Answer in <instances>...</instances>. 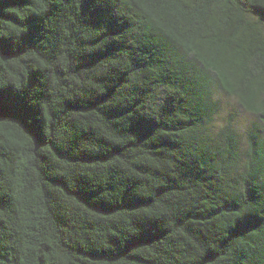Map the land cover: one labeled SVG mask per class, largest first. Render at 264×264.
<instances>
[{"label":"trees","instance_id":"1","mask_svg":"<svg viewBox=\"0 0 264 264\" xmlns=\"http://www.w3.org/2000/svg\"><path fill=\"white\" fill-rule=\"evenodd\" d=\"M0 264H264V0H0Z\"/></svg>","mask_w":264,"mask_h":264},{"label":"rangeland","instance_id":"2","mask_svg":"<svg viewBox=\"0 0 264 264\" xmlns=\"http://www.w3.org/2000/svg\"><path fill=\"white\" fill-rule=\"evenodd\" d=\"M218 100L221 103V113L216 119V128L225 126L231 117L235 115V124L242 135L244 143L246 142V132L249 127L256 121L255 118L245 113L238 104L229 96L218 94Z\"/></svg>","mask_w":264,"mask_h":264}]
</instances>
